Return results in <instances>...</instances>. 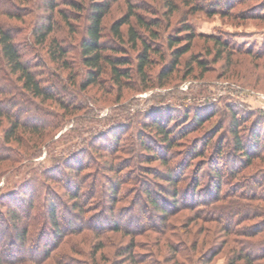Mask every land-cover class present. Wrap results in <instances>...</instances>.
Segmentation results:
<instances>
[{
	"label": "rangeland",
	"instance_id": "obj_1",
	"mask_svg": "<svg viewBox=\"0 0 264 264\" xmlns=\"http://www.w3.org/2000/svg\"><path fill=\"white\" fill-rule=\"evenodd\" d=\"M93 1L54 0L51 12L48 0H0V23L22 58L43 83L65 87L57 90L65 104L34 100L0 63L7 93L0 100H21L13 110L25 125L18 145L6 142L9 122L0 121V214L12 200L32 204L24 244L9 246L0 226V262L264 264V0H104L111 3L104 40L114 41L111 24L132 10L159 21L162 55L146 68L149 88L139 79L113 85L103 75L102 85L83 90L79 43ZM47 22L53 28L42 45L36 35ZM184 24L192 40L182 37ZM53 35L68 49L70 70L48 59ZM174 36L182 38L171 48ZM153 124L166 128L170 144Z\"/></svg>",
	"mask_w": 264,
	"mask_h": 264
},
{
	"label": "trees",
	"instance_id": "obj_2",
	"mask_svg": "<svg viewBox=\"0 0 264 264\" xmlns=\"http://www.w3.org/2000/svg\"><path fill=\"white\" fill-rule=\"evenodd\" d=\"M53 2L54 0H48L47 2L51 12L56 10V6L53 5ZM72 8H75L76 10L79 9L77 2H72ZM110 8V2L104 0H94L90 3L87 12L85 13L86 29L85 34L81 37L79 47L80 59L83 67L85 68L86 83L83 84L81 88L84 90L86 86L102 85L103 81L100 80H102L101 77L103 75H107L111 79V83L117 86H121L122 82H126L130 79H139L141 83H146L143 89L153 86H149L150 82L146 75V68L152 62L151 56L162 55L161 48L154 42L157 40L158 36L154 32L153 28L159 26V21L155 19H144L141 15L130 10L123 18H120L111 24L110 32L114 41L104 40L102 34L103 20L109 13ZM57 12L58 14H61L63 18L66 17L63 11L57 10ZM122 26H125L124 32L121 31ZM52 28L53 27L49 22L44 25L43 29L40 28V31L36 35L39 44H44L45 40L49 37V35H51ZM182 31L184 32L182 37H187V40H192V38L195 37L193 29L188 24H184ZM182 37L177 38L174 36L168 38V46L172 48L178 44L177 42ZM215 42L216 44L218 43L217 41ZM125 45L130 47L133 51H136L134 58L126 55L122 47ZM188 50L189 47L187 46H184L181 50H175L176 59L180 55L188 52ZM67 53L68 49L64 44L60 43L59 37H56L55 35L51 36L48 44L46 45V54L49 61L55 64L56 69L70 70L71 67L68 65L66 59ZM176 59L174 61L175 63L177 62ZM196 62L198 67H202V62L198 60ZM0 63H2V65L4 64L9 73L15 77L14 83L19 84V86H17L31 98H34V100L38 99L42 102L49 101L65 104L61 101L62 98L57 92L60 88L64 89V85H59L58 81H56V83H43L36 73V65L29 61V59L22 58L21 50L13 40L11 31L2 25V23H0ZM173 68L174 67H171L169 71L164 69L158 77H161L160 81H162L163 78H168L172 74ZM158 85L163 86V83H159ZM2 94L7 93L0 89V95ZM3 104L7 105V108L3 107ZM20 105L23 104L22 101L18 99L0 100V121L1 119H5L9 122L3 131L4 138L6 142L12 141L18 145H21L19 131L21 130V132H24L25 125L20 119V116H17L13 109L17 108V106L19 107ZM37 108L38 107H36V110ZM13 115H16V119L14 121L11 120V116ZM236 124L237 123L235 121H232L233 129H236L234 127ZM153 126L160 137H162L167 144H170L166 128L158 124H153ZM30 132L33 133V135H37L36 138L39 141L44 137L40 131H37V128H34ZM235 143L236 150L240 153L243 152L244 147L242 146L241 139H239V137L236 138ZM2 160H5V158L0 157V162ZM246 161H248V159ZM13 189L14 188L10 187L8 191L10 192ZM148 197L152 207L155 210L160 209L155 199H152L149 195ZM19 201L21 200L19 199ZM22 203L23 206L22 204L17 205V203L12 200L11 205L13 208L9 209L8 207L6 208L7 210L4 211V214H0V226H4L3 229L7 227L6 229L11 240V245L9 246L11 247H13L12 244L15 246L24 244L27 236L29 213L32 204L28 203L27 205V201L24 200V198ZM14 207H23V209L26 208L24 211L26 214L18 213ZM49 212L51 224H53L52 230L57 233L58 223L55 221L56 219L53 207L49 210ZM0 264H15V261H10L9 263L2 261Z\"/></svg>",
	"mask_w": 264,
	"mask_h": 264
}]
</instances>
